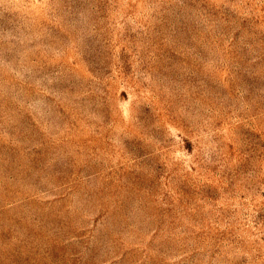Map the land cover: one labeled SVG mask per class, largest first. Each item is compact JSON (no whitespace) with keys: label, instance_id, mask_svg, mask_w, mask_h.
<instances>
[{"label":"rangeland","instance_id":"374dc122","mask_svg":"<svg viewBox=\"0 0 264 264\" xmlns=\"http://www.w3.org/2000/svg\"><path fill=\"white\" fill-rule=\"evenodd\" d=\"M0 264H264V0H0Z\"/></svg>","mask_w":264,"mask_h":264}]
</instances>
